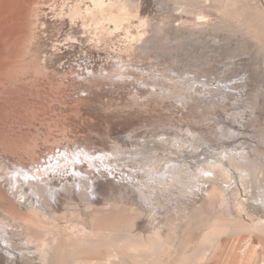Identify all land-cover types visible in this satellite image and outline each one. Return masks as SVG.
I'll list each match as a JSON object with an SVG mask.
<instances>
[{
    "label": "rangeland",
    "instance_id": "rangeland-1",
    "mask_svg": "<svg viewBox=\"0 0 264 264\" xmlns=\"http://www.w3.org/2000/svg\"><path fill=\"white\" fill-rule=\"evenodd\" d=\"M183 76L208 81L207 87L219 84V76L241 86L234 95L217 91L213 96L205 86L189 88ZM188 92L202 98L201 107ZM177 122L185 127V136L190 128L198 129L197 138L210 128H225L232 137H221L216 147L240 146V140L232 143L234 136L252 142L264 138V0H0V148L12 146L22 153L31 139L28 148L47 147L39 153L47 160L35 156L42 163L54 156L67 160L79 150L90 155L91 150L105 157L101 162L120 161L125 167L121 154L112 157L114 146L171 133ZM197 142L201 145L194 153L210 148ZM257 144L263 155L264 142ZM33 161L39 164L37 159L28 162ZM105 171L112 178L117 175L112 167ZM2 178L0 206L22 215ZM117 199L109 197L101 216L103 227L121 241L115 239L114 250L85 248L69 262L115 264L117 256L119 264L264 262V232L249 226L252 219L264 217L259 207L249 206L252 216L244 226L223 227L230 219L222 211L224 204L214 211L207 205V211L195 209L186 219L177 215L181 222L172 239L148 247L125 240L123 235L134 231L138 218L133 208H127L129 213L114 208L112 203L121 201ZM124 201L133 206L132 200ZM249 204L256 203L250 198ZM135 208L144 212L141 206ZM88 214L78 212L76 224L59 213L58 226L50 230L67 237L84 226L90 232ZM21 264L32 263L22 259Z\"/></svg>",
    "mask_w": 264,
    "mask_h": 264
},
{
    "label": "bare ground",
    "instance_id": "bare-ground-1",
    "mask_svg": "<svg viewBox=\"0 0 264 264\" xmlns=\"http://www.w3.org/2000/svg\"><path fill=\"white\" fill-rule=\"evenodd\" d=\"M202 16L206 15L202 14ZM218 79L221 82L213 87H207L210 84L208 81L195 77L187 78L186 82L190 84H184L191 89L197 87L200 90L205 86L206 92L213 96L218 94L217 91L226 95L231 92L234 95L235 90L241 86V82L231 84L228 83L227 78L222 80L219 76ZM188 94L197 104L200 103V107L202 106V98L192 92ZM174 126L171 133H161V131L159 137H148V135L141 142L137 140L139 138L136 142L134 139L133 142L128 139L124 141L127 145L121 143L118 147L114 146V150L111 151L113 153L110 152L112 157L118 159L121 154L123 156L121 162L123 161L125 167L120 161L116 162V159L108 162H116L117 165L107 164V161L101 162L105 157L98 158L89 149L86 151L89 150L90 155H86L84 150L75 153L78 160L75 157L67 156L69 158L65 160L63 156L61 158L54 156L53 159L40 163V159L36 157L43 158L44 154H40L43 156L40 157L39 153L44 152L47 147L45 150L40 149L39 146L28 148L31 141L28 138L25 140L29 143L28 145L25 143L27 148L22 153L18 152V149L17 152L13 150L12 146L10 147L13 149L0 148V177L6 180L5 184L9 185V189L18 199L22 212V215H18L0 206V264H21L22 259L32 264H72L69 259L72 260L71 258L74 259L85 253V248L97 250L106 247L108 250H114L115 239L121 241V237H114V232L103 227L105 219L101 216L103 215L101 210L109 204V197L114 195L118 196L117 200H121L120 205L118 201L112 203L114 208L126 213H129L127 208L136 210L135 215L138 218L136 228L130 234L123 235L130 245L138 243L152 247V245L156 246V243L160 245L170 241L181 222L176 216L185 218L194 213L195 209H206V205L213 211L219 205H225L222 211L230 219L222 223L223 227L247 225L246 221L251 220L249 216H252L249 206L259 207L258 211L264 213V186L259 180L260 173L264 169V153L260 154L262 153L259 151L260 144H257L264 142V138L252 142L240 135L245 132L244 130H235L233 133H239L240 137L234 136L232 143L236 145L240 140V146L216 147L221 137L225 136L229 139L232 137L224 127L225 131L210 130L211 128L203 131L204 129L199 128L203 133L198 131L201 136L197 138L195 133L198 129L194 133L193 128H190L185 136L182 124L177 122V126ZM190 141L191 145H189ZM197 141H202L203 145L207 144L212 150L202 148V152L194 153V151L198 152L201 145ZM12 143H15V139ZM51 146L55 149L53 144ZM131 147L137 150H129L128 148ZM250 148L255 151V156ZM216 149L221 151L216 152ZM48 152L46 153L50 156ZM172 155L180 159H173ZM33 159H37L39 164H35L36 161L28 162ZM190 159L191 161L186 163ZM85 165L88 166L87 169ZM110 167L113 174L117 173L120 176L110 177L105 171L109 172ZM204 182L211 184V187L209 189L202 187ZM241 186L244 194L241 192ZM250 198L256 204L250 205ZM125 199L132 200L131 204L134 207L123 204ZM136 206L143 207L144 212L138 211ZM82 210L88 211L90 215L92 231L89 232L84 226L82 229L79 228L81 233L67 237L59 236V233L55 234L50 230L58 226L55 221L58 220L59 213L66 214L69 220H75L76 223V220L77 222L79 220L77 213ZM251 222L249 226L253 230L264 232V217L254 218ZM74 230L76 232V229ZM52 233L55 235L49 241L48 235ZM126 245L125 243L124 246ZM117 257L114 259L115 264L122 261H118Z\"/></svg>",
    "mask_w": 264,
    "mask_h": 264
}]
</instances>
